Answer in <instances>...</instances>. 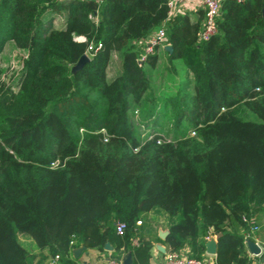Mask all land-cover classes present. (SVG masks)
I'll list each match as a JSON object with an SVG mask.
<instances>
[{
    "label": "trees",
    "instance_id": "16d2710c",
    "mask_svg": "<svg viewBox=\"0 0 264 264\" xmlns=\"http://www.w3.org/2000/svg\"><path fill=\"white\" fill-rule=\"evenodd\" d=\"M204 16L169 15L165 0H0V57L9 44L21 60L16 80L0 77V264L56 254L80 264L74 247L106 241L111 257L149 264L152 209L171 219L166 251L202 257L212 228L216 264L250 262L243 218L264 211V0H222L216 32L201 39ZM160 26L162 43L140 60ZM161 44L172 46L164 58ZM112 53L121 70L108 77ZM157 62L179 84L167 98L176 119L195 135L133 129L129 109L152 117L161 100L146 68ZM239 104L256 118L238 116Z\"/></svg>",
    "mask_w": 264,
    "mask_h": 264
},
{
    "label": "rangeland",
    "instance_id": "374dc122",
    "mask_svg": "<svg viewBox=\"0 0 264 264\" xmlns=\"http://www.w3.org/2000/svg\"><path fill=\"white\" fill-rule=\"evenodd\" d=\"M60 22L61 17H57L54 20V23L56 24H59ZM161 47L162 46L159 47V53L164 58L165 53H163ZM18 54L19 53L17 50L10 53V45H6L3 55L0 57V77L5 80H9L10 78L15 79L19 69L21 68V60ZM146 68L149 73L150 87L155 90L158 95H160L161 100L157 106L156 113L152 117H145L144 114L140 112L141 109L139 105L129 109V121L131 122L135 132H137L141 137L152 135L156 132H160L164 136L172 137V135L175 134V130L179 133L187 132L191 135H195V131L190 128V123L187 117H183L180 121L179 119H176L174 114L175 107L173 103L167 99L170 93L169 90L172 89V93L175 91L179 92V84H177V81H171L163 76L162 73L164 67L162 62H157L155 66H148ZM108 70V77L120 72L121 60L117 55L114 56L112 66L111 68L109 67ZM233 110L240 117L256 118V116L246 110L242 104L237 105ZM20 233L22 238L29 239V242L25 239H22L23 244H25L27 247L30 246V243L32 245L35 244L31 236H29L27 233Z\"/></svg>",
    "mask_w": 264,
    "mask_h": 264
},
{
    "label": "crops",
    "instance_id": "0c3cea01",
    "mask_svg": "<svg viewBox=\"0 0 264 264\" xmlns=\"http://www.w3.org/2000/svg\"><path fill=\"white\" fill-rule=\"evenodd\" d=\"M197 7H203L201 5V3L199 2V0H181L180 1V10L181 11H189V10H193ZM58 17H60V16H58ZM61 20H62V18H61ZM154 31L150 32V34L153 33ZM146 39H147V37H146ZM161 46H162L161 47L162 50L165 49L164 44H161ZM116 55H117L116 53H112L108 68L109 67L111 68L112 63H113V58ZM253 215L255 216V219L259 225V228L255 231H252L250 233V237H247L244 240V246H245L246 254L250 258V262H248L247 264H255L257 261L264 259V246L261 247L260 253L253 254L250 252V250L246 244V239H248V238L258 242L260 245L263 244L264 211L263 212L262 211H256ZM148 219H149L151 226L149 227V232L147 233V235H149L151 237L152 242H153L152 247L150 249L149 264H164V253L166 251L162 252L160 249H158V247L156 245H157V243H160L166 249V245L163 243L164 238H162L160 236L159 231L160 230H169V224H170L171 219H170L169 215L161 209H152L148 214ZM210 235H214L216 238V235L213 233L212 228L210 229ZM17 236H18V239L20 240V242L22 244H23L22 239H25L27 241L29 240L26 238H22L21 237L22 235L20 232L17 233ZM216 243H217V238H216ZM23 245L26 246L25 244H23ZM112 247H113L112 248V250H113L114 246L112 245ZM186 247H188V246H186ZM27 248L30 249L31 251H34V252L38 251V247L35 244L32 245L30 243V246ZM112 250H107L105 248H103V250H100L98 248L86 247L78 256V260L80 261V264H106V261L110 257V252ZM126 255H127V251L121 253V255L119 257L120 262L122 261V259ZM202 257L207 259L209 261V264H216L215 253L214 254L207 253L206 247H205V250L203 252ZM133 259H134L133 255L131 254V259H130L129 264L133 263ZM38 264H57V258L50 256Z\"/></svg>",
    "mask_w": 264,
    "mask_h": 264
},
{
    "label": "built area",
    "instance_id": "2783aa9c",
    "mask_svg": "<svg viewBox=\"0 0 264 264\" xmlns=\"http://www.w3.org/2000/svg\"><path fill=\"white\" fill-rule=\"evenodd\" d=\"M180 1L181 0H165L168 7V14H173L180 10ZM222 0H199L201 5L205 10L204 16V25L203 28L199 32V37L201 39H206L210 35L216 32V15L219 12L220 3ZM242 1V0H237ZM89 16L93 20H97L96 15L89 14ZM165 37V29L163 26L158 27L153 33H151L147 39L145 40L144 50L141 53L140 60L144 59L147 53L152 52L154 47L157 44L162 43ZM77 39L84 40L85 37L83 35L76 36ZM101 46V42H97L96 44L90 43L85 51L88 56H90L91 52L96 51ZM249 225V233L255 231L259 228V225L255 219L254 215L245 216L243 218ZM125 224L124 222L116 223V230L118 232H122ZM209 236H206L208 238ZM258 243V242H257ZM263 243H264V229H263ZM259 244V243H258ZM58 254L55 255L54 258H57ZM106 264H121L120 260L114 257H109L106 261ZM164 264H209V261L203 257H196L187 255L180 251H166L164 253ZM255 264H264V259L257 261Z\"/></svg>",
    "mask_w": 264,
    "mask_h": 264
},
{
    "label": "water",
    "instance_id": "95a60500",
    "mask_svg": "<svg viewBox=\"0 0 264 264\" xmlns=\"http://www.w3.org/2000/svg\"><path fill=\"white\" fill-rule=\"evenodd\" d=\"M164 48L171 51L172 50V46L170 44H165ZM89 60V56L87 55V53H83L78 60L76 61V63L73 65V70H77L79 68H81L83 66V64ZM168 233V230H160L159 234L162 238H164L166 236V234ZM246 244L247 247L249 248L250 252L253 254H258L261 251V247L264 246L263 244H258L256 241L248 238L246 239ZM158 247V249H160L162 252H165L166 249L165 247L160 244L157 243L156 245ZM205 247H206V252L207 253H211L214 254L216 252V238L214 235H209V237L206 239L205 241ZM86 248V246L84 244H81L77 247H74L72 250L73 256L74 257H78L80 255V253ZM104 248L107 250H112V245L110 244L109 241H106L104 244ZM130 259H131V253L129 251H127V255L122 259L121 263L122 264H129L130 263Z\"/></svg>",
    "mask_w": 264,
    "mask_h": 264
}]
</instances>
